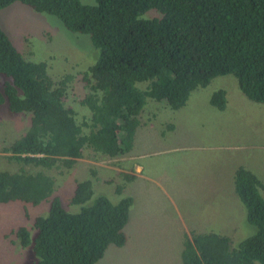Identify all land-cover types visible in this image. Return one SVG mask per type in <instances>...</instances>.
Here are the masks:
<instances>
[{
	"label": "trees",
	"instance_id": "trees-1",
	"mask_svg": "<svg viewBox=\"0 0 264 264\" xmlns=\"http://www.w3.org/2000/svg\"><path fill=\"white\" fill-rule=\"evenodd\" d=\"M17 2L88 36L98 58L82 73L80 104L89 116L79 123L66 105L74 76L57 81L47 62L28 61L0 21V107L32 117L29 130L5 149L21 165L72 169L87 152L94 160L126 157L146 123L149 101L180 110L220 76L233 75L248 99L264 104V0H96L93 6L0 0V14ZM226 95L216 92L211 104L224 110ZM234 181L257 232L237 246L226 235L193 232L185 237L182 264H264V184L245 167L236 169ZM55 192L56 181L45 171L0 172V204L50 202L49 214L35 219L34 234L25 226L13 230L21 247L32 246L36 264H97L110 246H126L132 198L114 204L101 195L87 205L93 183L79 182L71 203L81 210L73 213Z\"/></svg>",
	"mask_w": 264,
	"mask_h": 264
},
{
	"label": "rangeland",
	"instance_id": "rangeland-1",
	"mask_svg": "<svg viewBox=\"0 0 264 264\" xmlns=\"http://www.w3.org/2000/svg\"><path fill=\"white\" fill-rule=\"evenodd\" d=\"M80 1L97 4L96 0ZM0 21L28 61L47 62L57 81L68 74L74 76L66 105L82 123L89 116L80 104L86 93L82 73L98 59L89 37L70 33L57 18L19 2L3 9ZM220 90L227 94L224 110L211 104L212 96ZM147 108L144 118L151 123L148 143L142 148L144 152H133L134 156H146L136 159L132 171L136 179L132 182L99 170L110 171L116 163L94 160L89 152L72 169L59 166L45 170L11 160L5 149L29 130L32 117L13 114L6 105L0 107V172H17L22 167L45 171L56 181L55 196L73 213L81 210L71 203L79 182L93 183L95 194L87 205L101 195L114 204L132 198L126 246H110L97 264H182L185 237H192V232L226 235L234 246L254 235L257 229L247 221L246 208L236 193L234 172L245 167L264 184V104L248 99L238 79L228 75L194 91L180 110L152 100ZM136 164L143 168V178L136 173ZM119 186H123L122 192H118ZM49 209V201L38 206L0 204V264H36L32 246L21 247L13 230L25 226L34 234L35 219L47 216Z\"/></svg>",
	"mask_w": 264,
	"mask_h": 264
},
{
	"label": "crops",
	"instance_id": "crops-1",
	"mask_svg": "<svg viewBox=\"0 0 264 264\" xmlns=\"http://www.w3.org/2000/svg\"><path fill=\"white\" fill-rule=\"evenodd\" d=\"M151 124L147 122L144 124V128H141L139 129L138 131V134H137V137H136V141H135V145H134V149L132 151L131 154L127 155L126 157H123V158H119V159H116V160H109V159H106L107 162L109 163H116V166L115 167H112L110 171H105L104 169H100L98 168L99 170L103 171V172H114L116 173L118 176L120 177H124V174H129V175H133L132 174V171L134 170V167H135V161L136 159H140L142 157H145L146 155H141V156H134L133 152H144V150H142V148L144 146L147 145L148 143V140H147V133L148 131L151 129V128H148V125ZM149 129V130H148ZM142 131V132H140ZM139 133L140 134V138L139 137ZM83 159V158H82ZM80 160V159H79ZM104 161V159H101ZM105 160V161H106ZM96 162V161H94ZM96 165L99 164V162L95 163ZM94 164V165H95ZM100 167H104L103 164L99 165ZM97 167V166H96ZM239 168V167H238ZM142 170L143 168L140 166V165H137L136 164V173L141 175L142 173ZM236 171V170H235ZM235 174V172H234ZM116 175V176H117ZM135 176V175H134ZM141 178H143V175L140 176ZM193 233V232H192Z\"/></svg>",
	"mask_w": 264,
	"mask_h": 264
}]
</instances>
